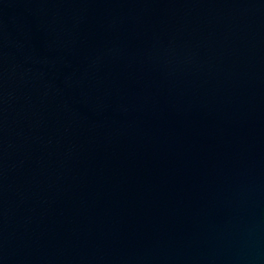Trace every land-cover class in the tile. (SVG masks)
<instances>
[{"label":"water","instance_id":"1","mask_svg":"<svg viewBox=\"0 0 264 264\" xmlns=\"http://www.w3.org/2000/svg\"><path fill=\"white\" fill-rule=\"evenodd\" d=\"M0 264H264V0H0Z\"/></svg>","mask_w":264,"mask_h":264}]
</instances>
